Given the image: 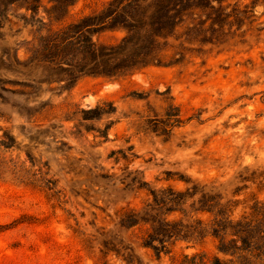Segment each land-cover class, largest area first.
Masks as SVG:
<instances>
[{"label":"rangeland","instance_id":"rangeland-1","mask_svg":"<svg viewBox=\"0 0 264 264\" xmlns=\"http://www.w3.org/2000/svg\"><path fill=\"white\" fill-rule=\"evenodd\" d=\"M109 1L77 0L57 23L48 0L34 15L11 7L0 27V264H181L194 255L237 264L218 251L211 215L195 209L202 191L229 202L235 219L264 203V0L243 29L245 45L235 38L184 66L117 81L55 82L59 72L39 63L40 36ZM123 36L102 31L93 40L115 45ZM17 61L22 74L5 70ZM103 103L114 113L86 120ZM192 188L184 206L168 207L185 215L151 196ZM166 219L180 237L166 238L168 254L157 259L142 243L157 239Z\"/></svg>","mask_w":264,"mask_h":264},{"label":"trees","instance_id":"trees-1","mask_svg":"<svg viewBox=\"0 0 264 264\" xmlns=\"http://www.w3.org/2000/svg\"><path fill=\"white\" fill-rule=\"evenodd\" d=\"M41 1L0 0V27L8 21L9 8L24 9L34 15ZM48 1L52 4L46 11L48 21L57 23L77 0ZM258 3L259 0H250L249 3L242 0L233 3L232 0H110L103 10L77 23L56 32L46 29V34L39 38L44 53L39 63L54 67L59 72L55 82L65 83L69 88L82 77L117 81L149 67H181L188 59L203 56L207 47L223 50L235 38L240 39L238 44H247L243 29L258 21ZM102 31H121L124 36L115 45H102L93 40V35ZM21 66L17 61L5 70L22 74ZM24 67V70L28 68ZM114 110L110 103L99 104L86 111L94 115L86 120L99 119L113 114ZM166 116L174 115L167 113ZM108 129L100 131V137L107 139ZM190 191L196 190L188 189L186 194L179 196L172 191L166 195L151 191V196L155 205L166 207L169 214L179 212L185 215L184 209L168 207L184 206L186 200L196 195H191ZM201 197L200 206L195 211L211 215L210 234L218 240V251L236 259L237 264H264V203L250 207L248 216L235 219L234 208L229 202L224 203L222 197L205 191L201 192ZM197 224L199 227L195 233L203 225L201 220H197ZM175 225L166 219L165 230L157 239L144 241L142 247L151 249L157 259L167 255L168 241L165 239L180 237L172 229ZM183 240L194 243L195 239L185 237ZM198 257L203 256H185L181 264H207L204 257L197 261ZM232 261L215 258L209 264H229Z\"/></svg>","mask_w":264,"mask_h":264}]
</instances>
